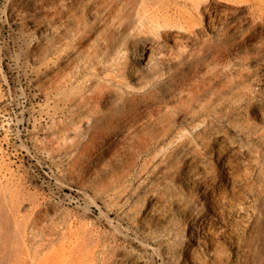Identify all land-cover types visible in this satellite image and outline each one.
<instances>
[{"label":"rangeland","instance_id":"374dc122","mask_svg":"<svg viewBox=\"0 0 264 264\" xmlns=\"http://www.w3.org/2000/svg\"><path fill=\"white\" fill-rule=\"evenodd\" d=\"M0 264H264V0H0Z\"/></svg>","mask_w":264,"mask_h":264}]
</instances>
